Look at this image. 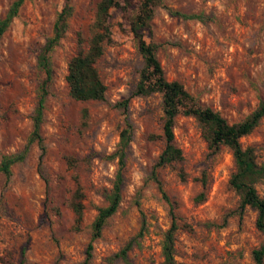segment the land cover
<instances>
[{
  "label": "rangeland",
  "instance_id": "obj_1",
  "mask_svg": "<svg viewBox=\"0 0 264 264\" xmlns=\"http://www.w3.org/2000/svg\"><path fill=\"white\" fill-rule=\"evenodd\" d=\"M11 1L0 0V17ZM126 1L125 10H109L111 41L96 61L104 99L79 101L68 94L66 64L90 36L98 0H69L72 12L67 29L50 56L52 73L39 128L44 152L39 160L40 150L32 142L25 158L11 165L8 178L0 173V264L81 263L90 223L96 208L105 205L117 169L116 158L108 157L114 150L108 148L126 122L130 139L120 201L92 241L88 264H125L112 255L136 234L142 219L145 229L128 251V261L160 264V241L171 220L168 201L177 224L175 264H253L251 250L264 234L254 227L255 211L239 210L238 197L228 186L233 162L226 146L210 151L196 121L179 114L174 119L173 142L181 149L182 160L153 170L163 147L160 97L132 94L141 58L128 21L141 0ZM63 2L23 0L0 38V156L19 152L26 143L43 78L35 57L51 34ZM221 3L223 11L216 0H162L142 35L145 41L159 44L155 56L167 80L178 81L198 104L232 123L264 98V0ZM123 99H127L124 110L116 105ZM103 122L113 131L97 152L86 141L95 139ZM239 141L254 147L257 161L264 160V115ZM180 169L183 179L178 176ZM202 172L205 198L195 202L202 190L198 180ZM75 181L83 194L77 230L68 207ZM256 190L264 196V183L256 184Z\"/></svg>",
  "mask_w": 264,
  "mask_h": 264
},
{
  "label": "trees",
  "instance_id": "obj_2",
  "mask_svg": "<svg viewBox=\"0 0 264 264\" xmlns=\"http://www.w3.org/2000/svg\"><path fill=\"white\" fill-rule=\"evenodd\" d=\"M162 0H141L136 12L130 15L128 25L132 35L135 48L141 58V66L138 70L137 79L133 88V95H151L158 93L160 97L161 110V136L163 147L158 153L153 164V170L164 167L182 160V152L173 142V124L177 115L191 116L200 128L202 137L210 151H215L219 145L226 146L231 153L233 170L230 172L227 183L238 197V208L246 207L255 211L254 227L264 234V196L258 194L256 184L264 183V160L257 161L255 149L252 145H242L240 137L250 133L264 115V98L260 99L256 106L241 120L228 123L217 111L197 103L195 98L188 93L176 80H167L159 61L155 56L158 43L145 41L142 35L144 29H149L150 20L154 9ZM23 0H12L6 12L0 17V38L10 24L12 18ZM128 2L126 0H98L94 15L90 24V36L85 45L78 46L66 64L64 81L68 94L71 98L79 101L103 100L105 86L96 68V61L103 54L104 47L111 41L110 27L108 23L109 10L118 8L125 10ZM72 12L69 0H64L61 8L56 13L51 34L47 36L35 57V65L42 72L43 78L37 87L36 101L31 115V130L23 148L16 153L3 154L0 156V173L8 178L10 167L16 162L22 161L27 153L28 146L35 142L40 150L38 159L44 152L42 137L39 132L43 115L44 99L47 94V85L51 79L52 65L51 52L63 37L67 29V19ZM184 18H200L197 14L178 13ZM127 99H123L117 106L123 110L126 108ZM130 139V124L126 122L125 127L119 131L118 143L114 151L108 155L115 157L117 169L114 180L105 195L106 203L96 208V213L90 223V235L84 249V257L80 264H88L91 258L92 241L99 237L106 220L116 211L120 201V188L122 183V168L124 155ZM155 179L158 189L161 190L160 182ZM178 176L183 179L184 173L180 169ZM201 186L195 197V202L205 198L204 189L207 187L204 172L198 178ZM164 198L168 201L166 196ZM83 194L80 186L75 181V187L68 199V207L73 214V228L77 230L81 221ZM171 212V220L163 232L160 241V264H175L174 262V235L177 229L171 203L168 201ZM143 216V215H142ZM144 219L136 234L126 241L124 245L112 255L119 258L125 264H130L127 253L133 243L138 242L145 229ZM253 264H261L264 259V240L251 250ZM110 259V261L112 260ZM111 264V263H110Z\"/></svg>",
  "mask_w": 264,
  "mask_h": 264
},
{
  "label": "clouds",
  "instance_id": "obj_3",
  "mask_svg": "<svg viewBox=\"0 0 264 264\" xmlns=\"http://www.w3.org/2000/svg\"><path fill=\"white\" fill-rule=\"evenodd\" d=\"M216 6L218 8H220L221 11L224 10V5L221 3V0H216ZM243 11V9H242ZM119 92H124V88L121 87L118 89ZM118 98V97H117ZM52 127H50V131L51 132H54L55 131V119L52 120ZM113 129L111 128V126L107 123V122H103L102 123V127H101V131L99 132V134L95 137V139H89L87 140V144L89 147H94L95 150L97 152L101 151V149L106 145L107 141H108V137H109V132H112ZM118 143V140L117 139H112L111 140V147L108 148V151L109 152H112L115 148V145ZM135 147V145L133 146ZM114 167L113 168H110V171L109 173H106V174H111L112 171H114ZM140 177L137 176V179H139Z\"/></svg>",
  "mask_w": 264,
  "mask_h": 264
}]
</instances>
